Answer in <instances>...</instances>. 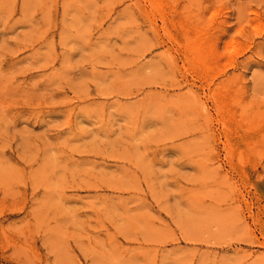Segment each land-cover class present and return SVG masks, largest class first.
I'll list each match as a JSON object with an SVG mask.
<instances>
[{
  "label": "rangeland",
  "instance_id": "374dc122",
  "mask_svg": "<svg viewBox=\"0 0 264 264\" xmlns=\"http://www.w3.org/2000/svg\"><path fill=\"white\" fill-rule=\"evenodd\" d=\"M0 264H264V0H0Z\"/></svg>",
  "mask_w": 264,
  "mask_h": 264
}]
</instances>
